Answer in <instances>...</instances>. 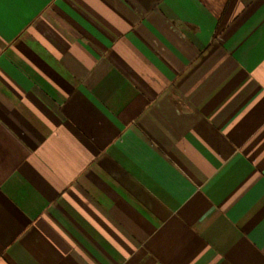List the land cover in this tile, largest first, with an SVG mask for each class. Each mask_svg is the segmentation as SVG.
I'll list each match as a JSON object with an SVG mask.
<instances>
[{
  "label": "crops",
  "instance_id": "crops-1",
  "mask_svg": "<svg viewBox=\"0 0 264 264\" xmlns=\"http://www.w3.org/2000/svg\"><path fill=\"white\" fill-rule=\"evenodd\" d=\"M0 264H264V0H0Z\"/></svg>",
  "mask_w": 264,
  "mask_h": 264
}]
</instances>
